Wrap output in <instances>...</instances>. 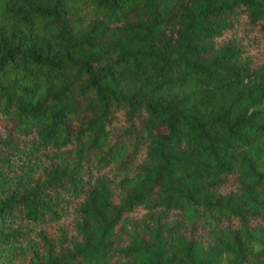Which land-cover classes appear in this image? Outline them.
Masks as SVG:
<instances>
[{
  "label": "trees",
  "instance_id": "1",
  "mask_svg": "<svg viewBox=\"0 0 264 264\" xmlns=\"http://www.w3.org/2000/svg\"><path fill=\"white\" fill-rule=\"evenodd\" d=\"M0 264H264V0H0Z\"/></svg>",
  "mask_w": 264,
  "mask_h": 264
}]
</instances>
